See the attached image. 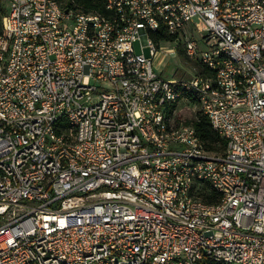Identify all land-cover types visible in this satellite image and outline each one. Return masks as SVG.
Instances as JSON below:
<instances>
[{
  "label": "built area",
  "instance_id": "built-area-1",
  "mask_svg": "<svg viewBox=\"0 0 264 264\" xmlns=\"http://www.w3.org/2000/svg\"><path fill=\"white\" fill-rule=\"evenodd\" d=\"M104 1L0 0V264H264V0ZM162 42L214 74L165 80Z\"/></svg>",
  "mask_w": 264,
  "mask_h": 264
},
{
  "label": "trees",
  "instance_id": "trees-1",
  "mask_svg": "<svg viewBox=\"0 0 264 264\" xmlns=\"http://www.w3.org/2000/svg\"><path fill=\"white\" fill-rule=\"evenodd\" d=\"M76 3L81 6L85 11H103L105 1L104 0H75ZM150 38L157 42L159 40H172L171 38H167L162 34V31H158L157 33L150 34ZM177 55H180L181 57L187 59L184 52L181 48H177L176 51ZM195 67L197 69V72L201 75H205L208 77H212L214 72L202 65H199L195 63ZM171 113V111H170ZM178 119V118H177ZM183 124H188L194 127L197 135L201 138V140L204 142V148L207 152L213 153V154H223L226 148V142L224 139L220 138L210 127V124L208 122V119L197 112L195 114V117L191 121H185ZM197 196L201 198L203 201L208 203H214L218 201L220 198L219 194L211 190L208 186H202ZM207 264H224V263H218V262H207Z\"/></svg>",
  "mask_w": 264,
  "mask_h": 264
},
{
  "label": "rangeland",
  "instance_id": "rangeland-1",
  "mask_svg": "<svg viewBox=\"0 0 264 264\" xmlns=\"http://www.w3.org/2000/svg\"><path fill=\"white\" fill-rule=\"evenodd\" d=\"M187 30L193 34L194 38H200V33L194 27L193 23L187 25ZM135 52H140V41H136L134 44ZM176 46L173 42H162L159 47V53L153 60V69L162 78L168 81H173L175 79H187L195 71H197L194 62L181 57L180 55H168L161 56L160 52L163 50L173 49ZM143 53L148 57V49L144 48ZM197 107L193 103H188L185 101H180L176 107L175 114L173 116L174 123L185 121H191L195 114L197 113ZM178 118V119H177ZM172 123V120H171Z\"/></svg>",
  "mask_w": 264,
  "mask_h": 264
},
{
  "label": "bare ground",
  "instance_id": "bare-ground-1",
  "mask_svg": "<svg viewBox=\"0 0 264 264\" xmlns=\"http://www.w3.org/2000/svg\"><path fill=\"white\" fill-rule=\"evenodd\" d=\"M235 4H242V0H235ZM231 66H233L234 76H241V66L238 57L231 56ZM240 87H246V92L256 91V82H249L247 84V79H240ZM246 113V104H235L231 108V115L233 116H242ZM231 264H237L236 261H231ZM254 264V263H246Z\"/></svg>",
  "mask_w": 264,
  "mask_h": 264
}]
</instances>
